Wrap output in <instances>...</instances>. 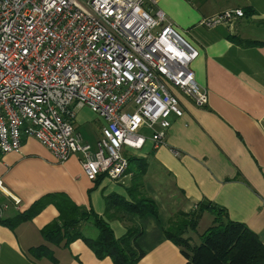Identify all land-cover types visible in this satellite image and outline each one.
Returning a JSON list of instances; mask_svg holds the SVG:
<instances>
[{"label": "crops", "instance_id": "0c3cea01", "mask_svg": "<svg viewBox=\"0 0 264 264\" xmlns=\"http://www.w3.org/2000/svg\"><path fill=\"white\" fill-rule=\"evenodd\" d=\"M157 5L199 51L191 67L207 91V105L199 107L179 93L184 114L171 115L166 144L159 147H154L151 130L141 128L144 145L124 151L129 160L124 182L106 175L92 181L79 155L60 161L37 139L24 137L19 152H0L3 188L21 200L17 207L10 204L0 189V199L9 203L3 218L30 208L46 194L66 193L77 205L108 217L116 238L138 230L144 255L137 264H186L183 248L167 238L166 228L176 214H191L200 203L213 204L228 219L245 223L264 243V0H160ZM234 8L243 9L244 17L212 29L200 25L203 18ZM105 124L99 117L95 139L82 134L84 140L95 146ZM166 190L174 206L162 209L160 193ZM109 194L129 200L152 197L159 214L140 217L118 207L108 211ZM206 213L212 215L204 211L196 229L186 233L192 245L200 244L201 234L213 224L212 215L201 230ZM58 215L50 204L14 228L0 221V264H114L111 257L98 258L83 239L69 246L46 241L41 230ZM93 228L82 226L89 237L98 235ZM40 245H48L56 261L30 253Z\"/></svg>", "mask_w": 264, "mask_h": 264}, {"label": "built area", "instance_id": "2783aa9c", "mask_svg": "<svg viewBox=\"0 0 264 264\" xmlns=\"http://www.w3.org/2000/svg\"><path fill=\"white\" fill-rule=\"evenodd\" d=\"M160 0H0V151L19 152L24 137L60 161L79 155L86 176L124 182L125 149H140L151 130L166 144L179 93L208 103L192 62L199 51L158 8ZM241 8L205 17L208 29L244 17ZM90 106L106 124L93 146L76 126ZM174 153L178 156L179 151ZM0 189L17 207L21 200ZM9 207L0 206V216Z\"/></svg>", "mask_w": 264, "mask_h": 264}, {"label": "trees", "instance_id": "16d2710c", "mask_svg": "<svg viewBox=\"0 0 264 264\" xmlns=\"http://www.w3.org/2000/svg\"><path fill=\"white\" fill-rule=\"evenodd\" d=\"M98 180L99 178L96 182H99ZM135 198L129 200L118 194H109L106 197L107 209L109 211L118 207L140 217L147 214L158 216V205L152 197L137 195ZM8 202L13 204L10 199ZM8 202H2L0 199V206L9 204ZM50 204L57 207L59 215L56 220L42 228L46 241L69 246L75 240L83 239L98 258L111 257L114 264H137L144 255L138 243V230L129 229L122 238H116L108 217L77 205L66 193L46 194L36 200L30 208L19 211L12 217L1 216L0 221L14 228L22 222L32 220ZM206 210L214 216L213 224L201 234V243L192 245L186 233L196 229ZM181 215L183 219L172 220L165 233L168 239L183 248L188 258L186 264H264V243L257 233L245 223L228 219L223 208L200 203L193 213ZM85 223L92 224L98 230L96 237L83 233L82 226ZM29 251L37 259L48 257L56 261L54 252L48 245L31 247Z\"/></svg>", "mask_w": 264, "mask_h": 264}, {"label": "rangeland", "instance_id": "374dc122", "mask_svg": "<svg viewBox=\"0 0 264 264\" xmlns=\"http://www.w3.org/2000/svg\"><path fill=\"white\" fill-rule=\"evenodd\" d=\"M101 117L99 114H97L95 111L92 110V108L90 106H84L82 108H79L77 111V118H76V122L78 123V128L79 131L81 132V134L85 136H90L93 139H95L96 137V133L94 132L93 128L95 123L97 122V119ZM89 137V138H90ZM94 142V141H92ZM131 151V150H130ZM167 190L164 192L162 191L160 193L161 199H160V204L162 209L169 206H174L172 203H174L166 194H167ZM172 202V203H171ZM212 215L210 213H206V216L204 217V219L202 220L201 223V230L204 229L206 226H208V221L211 219ZM179 219H183V216H177V214L175 215V217L172 220H179ZM171 224V222H170ZM94 233L98 232V230L94 227Z\"/></svg>", "mask_w": 264, "mask_h": 264}]
</instances>
